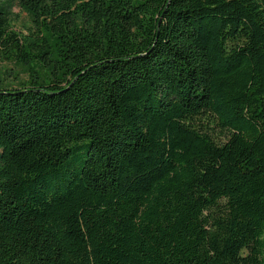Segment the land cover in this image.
I'll list each match as a JSON object with an SVG mask.
<instances>
[{"label": "trees", "instance_id": "trees-1", "mask_svg": "<svg viewBox=\"0 0 264 264\" xmlns=\"http://www.w3.org/2000/svg\"><path fill=\"white\" fill-rule=\"evenodd\" d=\"M10 1L0 264H264V0Z\"/></svg>", "mask_w": 264, "mask_h": 264}, {"label": "rangeland", "instance_id": "rangeland-1", "mask_svg": "<svg viewBox=\"0 0 264 264\" xmlns=\"http://www.w3.org/2000/svg\"><path fill=\"white\" fill-rule=\"evenodd\" d=\"M10 30L19 36L32 39L40 35L32 18L20 7L18 0L5 6ZM33 68L25 64L6 60L0 55V87L10 90L22 89L32 82Z\"/></svg>", "mask_w": 264, "mask_h": 264}]
</instances>
